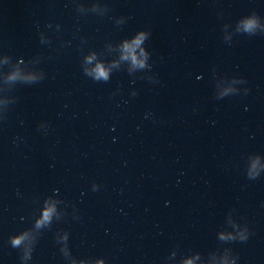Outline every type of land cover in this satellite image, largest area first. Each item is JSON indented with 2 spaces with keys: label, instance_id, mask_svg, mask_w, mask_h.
<instances>
[{
  "label": "clouds",
  "instance_id": "1",
  "mask_svg": "<svg viewBox=\"0 0 264 264\" xmlns=\"http://www.w3.org/2000/svg\"><path fill=\"white\" fill-rule=\"evenodd\" d=\"M250 27V25H249ZM144 39V35L141 34L135 41L136 45H139L140 42ZM142 66V65H141ZM103 77L104 79H107V74L102 69H97V78Z\"/></svg>",
  "mask_w": 264,
  "mask_h": 264
}]
</instances>
